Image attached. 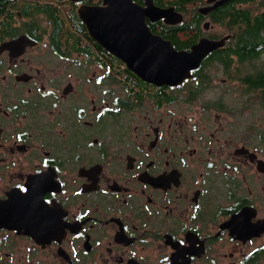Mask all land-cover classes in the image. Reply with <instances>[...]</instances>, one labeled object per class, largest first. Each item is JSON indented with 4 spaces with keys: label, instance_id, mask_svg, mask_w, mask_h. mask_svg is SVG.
<instances>
[{
    "label": "flooded vegetation",
    "instance_id": "1",
    "mask_svg": "<svg viewBox=\"0 0 264 264\" xmlns=\"http://www.w3.org/2000/svg\"><path fill=\"white\" fill-rule=\"evenodd\" d=\"M217 1L133 0L191 13L147 19L177 50L228 35L157 84L90 35L78 7L104 0H0V264H264V145L205 98L261 68Z\"/></svg>",
    "mask_w": 264,
    "mask_h": 264
},
{
    "label": "water",
    "instance_id": "2",
    "mask_svg": "<svg viewBox=\"0 0 264 264\" xmlns=\"http://www.w3.org/2000/svg\"><path fill=\"white\" fill-rule=\"evenodd\" d=\"M226 1L218 0L214 6ZM142 8L133 0H104V5H79L78 14L93 38L123 58L142 78L157 84H177L191 76V69L228 37L202 39L191 50H177L170 40L153 33L147 19L181 21L183 13L173 7L156 11Z\"/></svg>",
    "mask_w": 264,
    "mask_h": 264
},
{
    "label": "trees",
    "instance_id": "3",
    "mask_svg": "<svg viewBox=\"0 0 264 264\" xmlns=\"http://www.w3.org/2000/svg\"><path fill=\"white\" fill-rule=\"evenodd\" d=\"M53 2V0H51ZM49 0H44L42 7L44 10H49L54 5L56 8L58 5L53 4ZM241 0H234L233 5H225L216 13V17L222 20H228L229 15L233 16V19L236 21L235 30L237 31L235 37H240L241 40L235 42L234 46L237 47V51L240 53L242 58L250 57L251 59L257 57L259 53L264 51V12L254 13L252 11L239 9L238 2ZM62 2V1H59ZM50 11V10H49ZM68 17L74 18L75 16L80 23V18L75 12V8H71L68 11ZM82 26L85 28L84 23ZM76 27L80 29L79 24L77 23ZM232 29V28H230ZM222 61L224 58L219 57ZM225 61V60H224ZM260 70L253 73L247 80L248 87L243 89L245 93H248L251 90V95L257 90L262 94L264 93V66L259 67ZM224 97L220 95L218 98L220 102L214 101V106L219 107L220 109H229V106L222 100ZM248 101H255V96H252ZM247 106V105H246Z\"/></svg>",
    "mask_w": 264,
    "mask_h": 264
},
{
    "label": "rangeland",
    "instance_id": "4",
    "mask_svg": "<svg viewBox=\"0 0 264 264\" xmlns=\"http://www.w3.org/2000/svg\"><path fill=\"white\" fill-rule=\"evenodd\" d=\"M191 13H187L186 17H190ZM216 31V30H215ZM218 31H225L224 28L217 29ZM264 61V53L257 57L249 60L250 62V69L255 70L259 67H262V63ZM217 65V64H216ZM220 71V67H214L210 73H217ZM229 72V71H227ZM226 72V73H227ZM224 77L222 73L219 72V75L215 76L214 79L219 83L220 79ZM229 85V86H228ZM228 85H220L219 87H213L209 90L208 96L205 95V98L211 101L215 99H219L218 95H223L224 97L222 100L229 106V109H219L217 112L221 113L225 120H236L235 122H245L251 125V141H259L261 139L264 145V97L262 99V94L257 90L251 95V90L248 93L244 92L243 89L233 88L236 83L232 82ZM252 96H255V101H248ZM247 105V106H246ZM245 125V124H243Z\"/></svg>",
    "mask_w": 264,
    "mask_h": 264
}]
</instances>
